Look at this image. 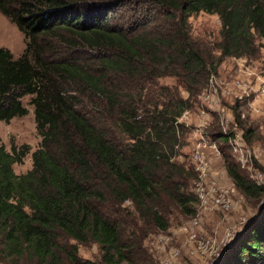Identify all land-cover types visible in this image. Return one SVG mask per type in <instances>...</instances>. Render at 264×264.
Returning a JSON list of instances; mask_svg holds the SVG:
<instances>
[{
    "label": "trees",
    "instance_id": "16d2710c",
    "mask_svg": "<svg viewBox=\"0 0 264 264\" xmlns=\"http://www.w3.org/2000/svg\"><path fill=\"white\" fill-rule=\"evenodd\" d=\"M126 5L137 8L118 12ZM0 10L26 37L18 57L0 46V120L25 115L31 94L41 135L22 173L14 164L31 146L0 144L1 249L39 264H95L77 254L92 240L104 263L129 261L173 207L194 212V168L173 159L188 130L176 120L224 57L258 55L264 0H0ZM200 10L218 15L217 40L192 34ZM232 105L234 129L250 140L253 127ZM214 128L228 175L262 200L264 185ZM214 264H264V200Z\"/></svg>",
    "mask_w": 264,
    "mask_h": 264
},
{
    "label": "rangeland",
    "instance_id": "374dc122",
    "mask_svg": "<svg viewBox=\"0 0 264 264\" xmlns=\"http://www.w3.org/2000/svg\"><path fill=\"white\" fill-rule=\"evenodd\" d=\"M137 5L118 8V12L128 14L134 11ZM191 32L194 36H200L206 40L215 41L219 37L220 20L216 13L200 10L189 16ZM256 43L259 47V53L256 57H245L250 64L264 72V37H256ZM0 46L9 48L15 57L23 53L26 47V37L15 21L0 10ZM61 53H65L64 47ZM240 56L224 57L217 66V71H213L221 79L229 78L234 72L236 59ZM212 73V72H211ZM161 83L172 84L174 79L170 76H163L159 79ZM202 91V90H201ZM200 91V92H201ZM181 95L186 96L187 92L180 87ZM31 94L23 97V101L28 107V112L22 116H15L10 121L0 120V144H4L8 149L12 144L20 146L28 143L31 146L23 162H16L14 168L16 172L22 173L30 169L33 165L32 151L36 149L41 142V135L38 132L34 104L31 102ZM239 101V109L244 112L246 125L253 127V134L250 140H246L252 150L253 169L243 168V173L255 181L251 176L254 170L262 171L264 175V96L252 100V96L243 100L235 99L231 95L221 96V106L225 110L233 109L235 101ZM253 102V103H251ZM200 93L190 108L193 113L190 118V127L194 125L195 112L200 105ZM260 108L261 112L254 109ZM211 121L208 125V133L219 128L218 115L211 112ZM232 125V123H231ZM190 127L185 132V138L180 145H176V153L173 159L177 162L192 164L189 153ZM217 141V140H216ZM220 147L221 142L217 141ZM213 167L218 171L220 180L225 184L233 179L228 175L224 164V157L221 149V155L212 161ZM238 163V162H237ZM239 164V163H238ZM195 171V170H194ZM256 182V181H255ZM258 184L264 185V180H259ZM257 183V182H256ZM230 197L233 205L229 209L217 208L214 210L203 211L201 213H183L179 208L173 207L170 213H166L168 226L164 229H154L148 232L140 244L134 245L130 251L131 259L123 261L121 264H214L220 258L222 251L230 245L237 233L243 229L249 220L255 214L259 203L262 200L255 196L245 195L234 183ZM193 190V188H191ZM194 211L197 208V200L193 202ZM193 217L198 218V223L193 225L195 237H191V232L183 228ZM70 242L75 240L70 238ZM78 257L88 259L95 264H107L103 262L102 251L99 244L95 241L78 243ZM0 245V264H39L26 257L13 258L6 255Z\"/></svg>",
    "mask_w": 264,
    "mask_h": 264
},
{
    "label": "built area",
    "instance_id": "2783aa9c",
    "mask_svg": "<svg viewBox=\"0 0 264 264\" xmlns=\"http://www.w3.org/2000/svg\"><path fill=\"white\" fill-rule=\"evenodd\" d=\"M236 63L234 72L230 77L221 79L214 72L210 73L205 87L200 92V105L195 112V123L190 127L189 122L193 110L186 108L178 116L176 122L183 123L190 127L189 153L193 163L195 175L192 180L193 192L197 198V208L194 213L214 210L217 208L229 209L233 205L230 193L234 181L223 183L220 180L218 171L213 167V159L221 155V148L217 141L209 136L208 125L212 119L211 112L218 115L219 131L226 137L230 152L240 167L248 170L253 169L252 150L242 135V131L234 129L233 109L225 110L221 106V96L231 95L235 99L243 100L252 96V100L264 96V72L254 67L245 57L234 58ZM253 103V102H251ZM256 112H261L260 108ZM241 116H245L241 111ZM253 179L259 183L264 180L262 171L254 170L251 173ZM198 223V218L193 217L183 228L191 232L195 237L193 225Z\"/></svg>",
    "mask_w": 264,
    "mask_h": 264
}]
</instances>
